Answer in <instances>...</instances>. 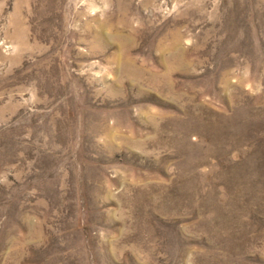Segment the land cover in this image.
<instances>
[{"label":"rangeland","instance_id":"obj_1","mask_svg":"<svg viewBox=\"0 0 264 264\" xmlns=\"http://www.w3.org/2000/svg\"><path fill=\"white\" fill-rule=\"evenodd\" d=\"M0 264H264V0H0Z\"/></svg>","mask_w":264,"mask_h":264}]
</instances>
